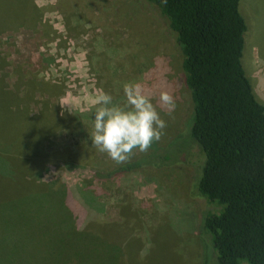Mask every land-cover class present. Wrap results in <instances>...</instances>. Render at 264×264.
<instances>
[{"label":"rangeland","instance_id":"374dc122","mask_svg":"<svg viewBox=\"0 0 264 264\" xmlns=\"http://www.w3.org/2000/svg\"><path fill=\"white\" fill-rule=\"evenodd\" d=\"M240 2L249 27L243 63L257 98L264 104V0ZM5 10L8 16L17 14L20 18L0 28V46H7L8 60L15 59L23 70L28 71L33 61L34 73L39 72L33 77L38 94L33 104L40 115L44 111L55 124L44 125L48 135L44 153L38 156L7 147L14 143L12 136L0 142V168H7L6 161H13L12 173L8 171L4 180H13L11 176L20 166L24 172L30 165L23 181L43 189L50 186L49 193L31 186L21 190L11 187L10 197L0 193V199L7 195L0 200V264H99L87 252L83 258H67L68 245L57 241L58 235L73 225L64 219L68 214L60 207L70 191L74 207L89 210L86 226L97 219L121 223L118 240L129 242L128 257L124 259L120 252L111 255L115 264H199V246L192 240L190 228L201 223L204 212L188 199L196 159L189 160L185 167L171 164L162 175L144 169L123 173L105 185L96 175L106 165L88 163L84 156L88 149L93 152L88 145L92 144L90 132L98 94H110L113 103L123 106L126 82L143 85L167 122L166 129L170 121L177 131L187 125L191 99L180 82L182 57L166 20L145 0H25L7 5L0 0V13ZM102 62L108 74L98 66ZM15 69V65L9 66L8 76H13ZM1 91L4 94L3 88ZM161 91L175 97L177 106L171 117L158 103ZM36 135L30 137V145ZM176 135L172 133L168 141ZM170 144L173 161L190 151L184 138L175 137ZM177 147L183 154L176 155ZM107 156L97 153L101 160ZM198 161L200 166L202 157ZM65 221H69L67 225ZM148 254L150 261L146 259ZM205 262L218 264L213 252L205 256Z\"/></svg>","mask_w":264,"mask_h":264},{"label":"trees","instance_id":"16d2710c","mask_svg":"<svg viewBox=\"0 0 264 264\" xmlns=\"http://www.w3.org/2000/svg\"><path fill=\"white\" fill-rule=\"evenodd\" d=\"M145 1L166 20L180 50V82L190 95L192 109L187 125L177 131L170 121V127L164 130L166 136L147 152L133 153L124 163L117 164L108 156L99 159L98 150L91 143L88 148H93V152L85 151V160L93 165H106L96 175L106 185L123 173L144 169L162 175L173 166L171 164L189 166L187 163L192 158L199 164L198 157H202L195 175L190 176L193 190L188 198L204 212L201 223L190 228L192 240L199 246L196 252V257L201 260L199 264H207L205 256L212 252L218 264H264V104L257 98L243 63L249 27L241 11V2ZM98 66L104 74L109 73L104 62ZM133 75L137 78L136 73ZM106 83L110 84L109 81ZM9 113L8 116L0 115V142L6 139L5 136H12L14 143L7 147L24 151L27 156L44 153L48 135L44 125L55 124L54 120H48L44 111L34 117L27 110H22L19 115ZM35 132L36 140L30 145L29 139ZM172 133H177L176 138L186 139L190 146V151L181 160L173 161L175 155L169 150L175 138L168 141ZM177 151V156L184 152L178 147ZM12 162L6 161L7 168H0V193L10 197L11 187L21 190L27 186L50 192L49 184L44 186L48 189H43L31 181H23L30 165L24 172V167H17L19 170L11 176L13 180H4L8 171L12 173ZM72 197L71 191L65 194L60 207L67 211L68 216L64 219L72 221L73 225L69 231L65 228L57 239L60 245H68L67 258L70 255L83 258L87 252L99 264H115L116 260L110 256L120 252L126 259L129 242L118 240L122 233V229L119 230L121 223L97 219L86 226L89 210L74 207L70 202ZM54 217L58 218V215ZM69 221H65V225ZM163 221L167 222L165 218ZM130 236L132 241L133 234ZM150 257L148 254L146 259L150 261Z\"/></svg>","mask_w":264,"mask_h":264},{"label":"clouds","instance_id":"9594fccd","mask_svg":"<svg viewBox=\"0 0 264 264\" xmlns=\"http://www.w3.org/2000/svg\"><path fill=\"white\" fill-rule=\"evenodd\" d=\"M123 91L126 98L123 106L113 103L110 94L103 91L98 94L90 132L93 147L117 164L128 161L134 150L147 152L161 140L167 127L140 82H126ZM158 103L170 117L177 106L169 91L159 93Z\"/></svg>","mask_w":264,"mask_h":264},{"label":"crops","instance_id":"0c3cea01","mask_svg":"<svg viewBox=\"0 0 264 264\" xmlns=\"http://www.w3.org/2000/svg\"><path fill=\"white\" fill-rule=\"evenodd\" d=\"M4 5H7L10 1L17 3H25L24 0H1ZM6 11V10H5ZM20 17L15 15L8 16L7 11L0 13V28L7 27L9 22L17 21ZM13 24V23H11ZM3 30V29H2ZM3 32V31H2ZM7 34V33H6ZM0 88L4 89V94L0 92V115L8 116L19 115L22 110L30 112V116H38L39 109L34 106V99L38 100V94L36 93V85L33 82V77H38L39 72L33 71V61L30 62L32 66H29V70H23L22 65H16V60H8L9 50L7 46H0ZM2 61H4L2 63ZM11 65H15V74L9 75L8 68ZM17 75V76H16ZM10 77V78H9ZM9 94V95H8ZM23 100L26 102L21 103ZM4 101V103H3ZM25 108V109H24ZM10 146V145H9Z\"/></svg>","mask_w":264,"mask_h":264}]
</instances>
